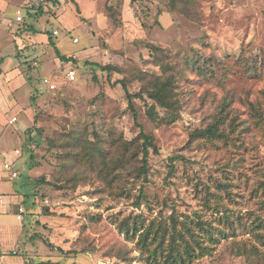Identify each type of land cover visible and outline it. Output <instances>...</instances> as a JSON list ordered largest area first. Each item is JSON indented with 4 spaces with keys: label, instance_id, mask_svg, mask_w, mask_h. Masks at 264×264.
Instances as JSON below:
<instances>
[{
    "label": "rangeland",
    "instance_id": "rangeland-1",
    "mask_svg": "<svg viewBox=\"0 0 264 264\" xmlns=\"http://www.w3.org/2000/svg\"><path fill=\"white\" fill-rule=\"evenodd\" d=\"M9 1L0 12V55L4 69H17L12 94L21 110L0 111V220L9 226L0 252L20 246L21 256H9L27 264H146L137 236L118 224L137 218L169 231L171 214L179 229L198 218L227 233L187 264H264V0H38L43 11L24 23L12 18L27 0ZM48 32L71 57L68 65L55 56ZM151 45L168 54L156 58ZM189 56L203 68L189 67ZM160 60L177 75L180 110L174 123L155 125L145 114L146 94L126 93L141 90L133 78L139 73L162 75ZM41 76L56 89L44 90ZM12 114L17 120L4 126ZM219 115L224 138L191 137ZM137 124L158 149L149 148L142 174ZM32 125L37 130L28 132ZM13 159L10 180L3 163ZM11 192L21 195L15 208ZM259 218L261 229L253 226Z\"/></svg>",
    "mask_w": 264,
    "mask_h": 264
},
{
    "label": "trees",
    "instance_id": "trees-1",
    "mask_svg": "<svg viewBox=\"0 0 264 264\" xmlns=\"http://www.w3.org/2000/svg\"><path fill=\"white\" fill-rule=\"evenodd\" d=\"M42 1H49V0H42ZM41 1V2H42ZM37 3L36 5H28L24 8V18L22 23L25 22L26 17H30L35 12L43 11V5ZM43 3V2H42ZM53 5H56V0H52ZM108 11L109 16L113 22L119 21L116 19L118 14L114 13L113 8L111 5L105 8ZM110 11V12H109ZM33 13V14H32ZM53 35V33L51 32ZM47 38L49 44L52 46L55 56L60 61H70L71 57H67L62 54L53 40L51 39L50 32L47 33ZM152 50H155L157 53L156 58L161 59L168 54V49L164 47H160L158 45H151ZM189 67L197 68L198 70L203 68L201 65V61L198 60L196 57H187L185 59ZM160 69L164 72L162 75H149L148 73H139L136 75V78L142 82L141 90L135 93H126L127 97L130 99L132 96L141 97L143 93L152 101V103L147 107L145 114L148 120L155 124H170L174 123L178 116L180 110V103L177 97V92L175 91V84L177 80V75L174 72H170L171 65L168 62H164L162 60L159 61ZM95 66L99 67L102 71L111 72L116 71L118 73L124 72V69L119 65L115 64H98L94 63ZM206 68V66L204 67ZM1 73V68H0ZM124 80L119 79L117 81L124 86ZM132 111L133 119L136 122V112L129 106ZM160 109V111H158ZM223 111V109H221ZM257 113V112H256ZM259 114V113H258ZM222 115L216 117L213 122L208 123L202 129H195L191 135V137H204L207 140L213 141L217 138H224L225 134L223 130L219 127V123ZM36 118H33L35 121ZM139 128V137L142 139L141 141V150H142V165L140 166V172L145 173L147 171V158L149 155V148L152 149L153 153H157L158 149L153 143V137L149 134L143 132V129L140 125ZM37 128L32 125L28 128V132L35 131ZM128 145L129 143H125ZM30 159L32 155L30 154ZM75 160H79L77 156L73 157ZM39 184L42 183V179H36ZM44 182V180H43ZM220 187L225 191V193H229L226 190V185L224 183L219 184ZM260 187L264 189V183H261ZM125 189H123L124 191ZM143 196V193L140 191L138 196ZM140 205V200L136 199L135 206ZM264 206V205H263ZM264 208V207H263ZM171 224V230L167 231L166 229H162L160 224L155 225L153 222H148L146 225H143L141 220H137L134 218L132 221H129L128 218L124 221H120L118 224L119 229L122 233L126 236L132 234L137 236V240L135 245L137 246L141 258L144 259V262L147 264H187L191 262L195 257V250L198 249L201 252L199 253L200 256L207 253L212 247V244L218 242L219 238H223L226 236L227 233L225 231L219 230L216 228L215 224H207L205 225V221H201L200 219H196L191 223H180V229L176 226L173 216L170 214L168 215ZM222 218V217H220ZM224 224L228 222L227 214L223 215ZM262 221L260 218L258 219L257 223L253 226L254 228L261 229L262 228ZM228 225H231L229 222ZM166 228V227H165ZM262 237V242H264V233L260 235ZM206 242V243H205ZM51 244H49L50 246ZM41 264H58L56 261H41Z\"/></svg>",
    "mask_w": 264,
    "mask_h": 264
},
{
    "label": "crops",
    "instance_id": "crops-1",
    "mask_svg": "<svg viewBox=\"0 0 264 264\" xmlns=\"http://www.w3.org/2000/svg\"><path fill=\"white\" fill-rule=\"evenodd\" d=\"M38 0H27L26 2L29 4V5H36ZM9 0H0V12L4 13L7 9V7L9 6ZM25 7V6H23ZM22 6H18L16 5L15 8H14V14H13V22L15 23H19L17 21H15V10L17 8H20L23 12V15H24V8ZM12 21H8V23L10 24ZM4 64V57L2 55H0V68H1V73H0V111H3L4 112V115H6L8 113V111H11L12 109H14V113H18L20 110H21V106L20 108H18L19 104L17 103L18 99L16 97V95H13L12 94V90H13V87L15 86L14 85V82L13 81H16L15 84L17 85V83L19 82L18 80V77L16 76L17 74V69H13L11 72L8 71V69L10 67H13L14 65L12 64L9 68L7 69H4L2 66ZM8 72V73H7ZM14 78V80H12ZM17 87V86H16ZM14 98H13V97ZM13 99H12V98ZM19 110V111H18ZM17 116V115H16ZM16 116L14 114H12L11 116H8V118L4 121V126H7L9 125L10 123H8V120L12 117H15ZM17 120V119H16ZM15 120V121H16ZM14 121V122H15ZM13 122V123H14ZM7 123V125H6ZM12 124V123H11ZM25 126V125H24ZM23 126V127H24ZM1 128H0V132H1ZM7 134V133H6ZM5 134V135H6ZM5 137V136H4ZM2 138V137H1ZM16 149L13 150V152L17 155H19V152H15ZM19 150V149H18ZM1 153H4L3 151ZM13 161H7V162H12L13 164ZM5 163V162H4ZM3 163V164H4ZM4 168V167H3ZM9 178V176H8ZM11 180V179H10ZM4 191L2 189H0V197H1V202H3V196H2V193ZM18 193H14V192H11V201H10V204L12 202V204H14V208L17 204H19V197L21 196L20 194L17 195ZM15 211V210H14ZM17 219V218H16ZM19 220V219H18ZM9 226L7 224H5L3 221L0 220V238L2 241H4L3 237H4V234L6 232H8V229ZM18 232L22 231V227L21 229L19 227H17L16 229ZM17 232V233H18ZM17 244V242H16ZM16 246L15 245L14 247L11 246L10 248H6V250L4 252H0V263L2 264H12V263H16V262H20L19 264H27L25 258L22 256V258H20V260H18V258H11L9 255H19L21 256V254H17L15 252V249H16ZM17 247H20V246H17ZM21 248V247H20ZM7 251V252H6ZM18 260V261H17Z\"/></svg>",
    "mask_w": 264,
    "mask_h": 264
},
{
    "label": "built area",
    "instance_id": "built-area-1",
    "mask_svg": "<svg viewBox=\"0 0 264 264\" xmlns=\"http://www.w3.org/2000/svg\"><path fill=\"white\" fill-rule=\"evenodd\" d=\"M23 18H24V15H23L22 10L20 8H17L15 10V21L20 22V21L23 20ZM52 33H53V35H56L58 32H57V30H53ZM73 42H78V39L77 38H74L73 39ZM69 63H70V61H68L66 64L68 65ZM64 76H65V78H66V80L68 82L73 81V80H75V71L71 67L68 66V68H66L65 71H64ZM39 82H40V84H41V86H42V88L44 90L51 91V90L56 89V83H55V81L51 77H49V76H41ZM15 120H16V118L15 117H12V118H10L8 120V123L11 124ZM15 152L18 153L19 150L16 149ZM3 167L6 170H8L9 179H13V178L16 177L17 173H16L15 170L9 171L12 168V162H5L3 164ZM0 202H1V197H0ZM18 211L19 212L17 213L16 218L20 220L21 219V213L23 212V209H22L21 206L18 207Z\"/></svg>",
    "mask_w": 264,
    "mask_h": 264
}]
</instances>
